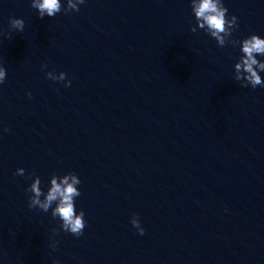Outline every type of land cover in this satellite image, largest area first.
<instances>
[{"label":"water","instance_id":"water-1","mask_svg":"<svg viewBox=\"0 0 264 264\" xmlns=\"http://www.w3.org/2000/svg\"><path fill=\"white\" fill-rule=\"evenodd\" d=\"M223 2L233 39L264 38ZM31 5L0 0V264H264V87L235 81L240 46L199 29L191 0H85L44 18ZM69 172L80 237L28 207L32 173L47 192Z\"/></svg>","mask_w":264,"mask_h":264},{"label":"clouds","instance_id":"clouds-1","mask_svg":"<svg viewBox=\"0 0 264 264\" xmlns=\"http://www.w3.org/2000/svg\"><path fill=\"white\" fill-rule=\"evenodd\" d=\"M84 3L85 0H67V7H64L61 0H32L31 6L38 10L40 18H44L45 16L54 17L61 11L65 14L70 11L78 12L79 6ZM191 9L199 29H203L214 38L218 46L225 47L228 44L233 47L240 46L241 55L234 66L235 81L240 82L242 87L249 85L253 89L258 86L264 87V78L260 74L264 72V61L257 58L264 56V38L252 34L242 41L233 39V32L238 28V18L235 15L231 19L228 18L229 9L223 0H191ZM9 26L13 30L23 32L25 21L22 18L12 17L9 20ZM191 31L196 32L197 28L194 26ZM2 34L0 33V35ZM7 35L11 39V32ZM43 68H47V64L43 65ZM6 75L7 69L0 64V84L5 82ZM66 77L67 74L64 72L59 73V75L54 70L47 72V78L54 81L63 82ZM70 86L71 80H68L65 87ZM5 131H10V129H5ZM15 175L24 176L25 169H17ZM28 178L32 180L27 189V192L30 193L28 207L43 212H48L51 209L52 217L60 221L59 227L52 229L53 233L59 235L60 230H63L75 237L83 235L86 227L85 212L81 209L77 213L75 204L76 198L81 195L78 188V185L81 184L79 176L74 172H69L63 176L54 173L50 177V186H47V192L43 190L42 180L38 175L32 173ZM53 205L55 206L53 207ZM131 223L140 235L145 234V229L141 226L137 215H133ZM58 243V241L52 243L51 247L54 251L58 250ZM53 264H60V262L54 260Z\"/></svg>","mask_w":264,"mask_h":264}]
</instances>
